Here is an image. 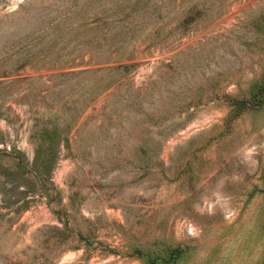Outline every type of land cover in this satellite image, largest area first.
<instances>
[{
    "label": "rangeland",
    "instance_id": "rangeland-1",
    "mask_svg": "<svg viewBox=\"0 0 264 264\" xmlns=\"http://www.w3.org/2000/svg\"><path fill=\"white\" fill-rule=\"evenodd\" d=\"M0 264H264V0H0Z\"/></svg>",
    "mask_w": 264,
    "mask_h": 264
},
{
    "label": "trees",
    "instance_id": "trees-1",
    "mask_svg": "<svg viewBox=\"0 0 264 264\" xmlns=\"http://www.w3.org/2000/svg\"><path fill=\"white\" fill-rule=\"evenodd\" d=\"M45 133H47V130H44L43 129V134H45ZM51 146H52V144H50V143H47V146L46 147H43V143L41 145L39 144L35 148V153H34L33 158H32V167L34 169L39 170L41 173H44V174H47L48 173V170H49L48 167H49V161H50V159L49 158H47V159H41V161H38V159H39L40 153H42V150L45 151V150L51 149L52 148ZM18 169L19 168H17V170Z\"/></svg>",
    "mask_w": 264,
    "mask_h": 264
},
{
    "label": "crops",
    "instance_id": "crops-1",
    "mask_svg": "<svg viewBox=\"0 0 264 264\" xmlns=\"http://www.w3.org/2000/svg\"><path fill=\"white\" fill-rule=\"evenodd\" d=\"M239 240L235 238H232L230 240H228V242H226L223 246H225L224 248H226L228 250V253H226V261L229 260L230 257H233L235 252H237V248L240 246V244L238 243ZM209 248L204 249V251L202 252L203 254L201 255L202 259L204 260V262L210 260L211 258V254H212V245H209ZM223 251V250H222Z\"/></svg>",
    "mask_w": 264,
    "mask_h": 264
},
{
    "label": "built area",
    "instance_id": "built-area-1",
    "mask_svg": "<svg viewBox=\"0 0 264 264\" xmlns=\"http://www.w3.org/2000/svg\"><path fill=\"white\" fill-rule=\"evenodd\" d=\"M226 215H227V216L230 215V212H227ZM188 231H189V229H188ZM189 232H190V231H189Z\"/></svg>",
    "mask_w": 264,
    "mask_h": 264
}]
</instances>
